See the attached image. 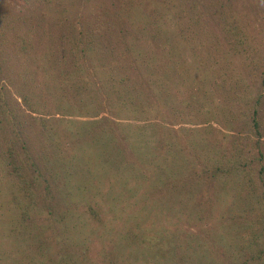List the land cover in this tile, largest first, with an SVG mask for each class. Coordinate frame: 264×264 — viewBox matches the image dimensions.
I'll use <instances>...</instances> for the list:
<instances>
[{
    "label": "rangeland",
    "instance_id": "1",
    "mask_svg": "<svg viewBox=\"0 0 264 264\" xmlns=\"http://www.w3.org/2000/svg\"><path fill=\"white\" fill-rule=\"evenodd\" d=\"M142 73L185 163L122 144L145 121L114 91ZM254 107L264 0H0V264H264V186L206 170Z\"/></svg>",
    "mask_w": 264,
    "mask_h": 264
},
{
    "label": "trees",
    "instance_id": "2",
    "mask_svg": "<svg viewBox=\"0 0 264 264\" xmlns=\"http://www.w3.org/2000/svg\"><path fill=\"white\" fill-rule=\"evenodd\" d=\"M102 26V25H101ZM100 26V27H101ZM100 29V28H99ZM95 32H98V30L96 28L92 29ZM82 32V31H80ZM123 33H116L118 35L117 40L119 42H121V44H127V51H131V46H133V49L135 48V46H137V42L135 41H129L125 38L124 34H126L125 32L131 33L132 31L128 28H124L122 29ZM33 38V36H30ZM143 37L140 38V40ZM115 39V37H114ZM126 39V41H125ZM156 37H152V41L151 42H155ZM27 39H23V41L25 42ZM12 42L15 43V40H13L12 38ZM83 43H85L86 41H82ZM12 43V44H14ZM132 49V50H133ZM128 51V52H129ZM77 60V59H76ZM117 71V70H116ZM161 71V69L158 70V73ZM122 76H118L116 77V75L114 76V78L116 80H119ZM183 80H182V84L183 85H187L188 81L185 75L182 74ZM148 76L144 75L142 73L138 74L136 77H132L129 78V80L127 81L128 85H129V91L124 92L121 90V88L115 90L114 92H116L117 94V98L120 99V101H124V99L127 98V100H129V102L127 103L129 105V107L132 108V110L135 112V110L138 111V117L142 118L143 121V126L140 124H137L139 126V128H132L133 131H130L128 129H124L127 133H125L126 135H123V140H122V144H126L129 143L130 141H134L136 143V140L141 139L142 142L139 145V147L143 150V156L146 157L147 159L152 158V157H156V155L152 156L151 154L147 153L145 151L146 148H148L149 150H151L153 153L155 152V150H153L152 148L148 147L149 144H152L156 146V148L158 147H163L166 145L168 147V151H173L175 153L174 157H177V155H179V158L181 157V161L184 162V154L181 151V146L179 143H176L173 141V139H169L168 135L166 134V130L164 128L159 127L160 125L158 124H154L155 122H150L151 118L154 116V111L153 109H151L153 107V105H155V101L153 100V94L152 92H154L153 88L152 92H150V89L147 90V86L146 83L144 82L145 79H147ZM158 81V85L160 86L161 83L163 86H165L168 83V77H164V78H159L157 79ZM148 85L150 84L151 81L148 80ZM156 84V82L153 83V87ZM169 84H171L169 82ZM130 91L133 93H135V95L133 96L132 100H131V93ZM180 93L183 94L184 91L180 90ZM169 94L168 90H165V92H163V94L161 95L162 97H165L166 95ZM160 96V98L162 99V97ZM124 98V99H123ZM256 104H260L259 101H256ZM112 104L110 103V106ZM113 106V105H112ZM114 107V106H113ZM263 108V106H262ZM181 109V108H178ZM259 107H254L251 114L249 115V117H247L246 119V126H251V128L249 130H246L243 133H239L236 138L232 141V143L230 145L224 146L221 143V140L219 139V137L216 134H212L209 137L210 143H212V146L210 147L211 151H212V161H214V165H207V171L209 172V174L211 175V177H215L218 175H233V173H240L238 174L243 180L244 178L246 179L248 177L247 180V185L248 186H252L254 189L257 185H262L264 186V167L263 168H259L256 170V160H264V152L262 150V144L263 143V139L261 140L260 137L262 136V128H264V123H263V116H262V112H264V110L260 111ZM123 110L121 107H117L116 109H114L113 112H119ZM179 116H183V114H187V112H183L180 111L178 112ZM261 115V116H260ZM262 117V118H261ZM153 119V118H152ZM109 124L111 125L113 132L116 131V129L114 128V126L119 127V123H113V122H109ZM149 126V127H148ZM164 127V126H163ZM3 130H4V125L2 124V120H0V134H3ZM122 130H120L121 132ZM17 132H21V131H17ZM117 135L119 132H115ZM253 134L258 135L257 138H255L253 136ZM121 135V134H119ZM128 146V145H127ZM155 146L153 147L155 149ZM180 146V147H179ZM136 147V144H135ZM264 147V146H263ZM125 148V147H124ZM126 149V148H125ZM129 149V148H127ZM132 150V149H131ZM13 151V147L10 144L8 146V148L6 149V157L10 158V155H7V153H11L13 157H15V151ZM134 153V150H132ZM138 153V152H137ZM4 156V155H2ZM184 157V158H183ZM9 161V165H10V169H9V173L10 175L13 174H17V176L15 177H19L20 173V167L19 166H14V170H12V159H8ZM151 160V159H150ZM14 162V161H13ZM185 163V162H184ZM237 171V172H235ZM22 178V177H21ZM259 187L257 186L256 189H258Z\"/></svg>",
    "mask_w": 264,
    "mask_h": 264
}]
</instances>
